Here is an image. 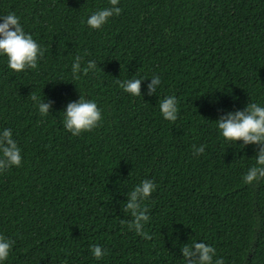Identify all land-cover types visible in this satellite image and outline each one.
I'll list each match as a JSON object with an SVG mask.
<instances>
[{
    "label": "trees",
    "instance_id": "16d2710c",
    "mask_svg": "<svg viewBox=\"0 0 264 264\" xmlns=\"http://www.w3.org/2000/svg\"><path fill=\"white\" fill-rule=\"evenodd\" d=\"M107 6L0 0V15L17 14L43 49L22 72L0 57V128L12 129L22 156L0 171V234L14 241L4 264H183L180 248L192 241L212 245L224 264H264V178L242 180L256 146L224 139L215 122L264 103V0H120L119 15L90 28L87 16ZM77 55L97 67L73 79ZM153 74L162 83L147 95ZM134 76H148L142 96L118 83ZM170 94L174 122L159 112ZM32 95L51 101L49 114ZM79 95L102 119L74 136L62 110ZM146 178L156 184L142 202L148 239L124 208Z\"/></svg>",
    "mask_w": 264,
    "mask_h": 264
},
{
    "label": "clouds",
    "instance_id": "9594fccd",
    "mask_svg": "<svg viewBox=\"0 0 264 264\" xmlns=\"http://www.w3.org/2000/svg\"><path fill=\"white\" fill-rule=\"evenodd\" d=\"M120 0H109L107 7L92 11L85 23L92 29H99L107 23L109 17L119 15ZM43 55L41 45L33 38L30 32H26L20 22V17L14 12L0 15V57L6 58V65L15 72H22L26 68L35 69L38 60ZM83 57L77 55L71 63L73 79H79L80 74L95 70L97 62L88 60L82 66ZM148 77V76H145ZM131 77L119 81L120 87L132 96H142L140 85L144 78ZM146 85V94L153 95L160 87L162 81L159 74L151 75ZM51 81V80H49ZM31 99L36 105L39 114L50 113L51 101L44 97L32 95ZM216 103L218 100H211ZM63 112V127L72 135H79L82 131L91 130L102 119L101 109L93 99H86L79 95L77 99L66 104ZM159 112L161 116L174 122L178 116V101L175 95H165L159 100ZM216 127L220 135L228 141H240V145L249 144L256 146L255 162L249 166L242 176L244 183L251 184L264 178V103L248 102L244 107L228 110L215 119ZM205 145H194V154L203 153ZM22 160L21 149L17 141L13 139L10 127L0 128V171L10 166H20ZM156 184L151 179H143L128 193L124 208L132 217L131 227L145 239L149 234L144 230L145 223L149 220L146 206L142 202L151 195ZM14 241L0 234V264H4L9 256ZM183 264H224L223 257H213L216 249L204 241H192L185 243L180 248ZM91 253L96 259L105 255V250L98 244L91 246Z\"/></svg>",
    "mask_w": 264,
    "mask_h": 264
}]
</instances>
